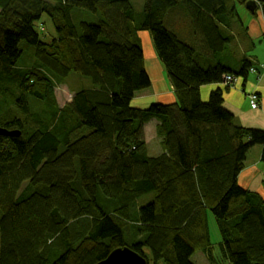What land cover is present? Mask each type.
<instances>
[{
	"label": "trees",
	"instance_id": "obj_1",
	"mask_svg": "<svg viewBox=\"0 0 264 264\" xmlns=\"http://www.w3.org/2000/svg\"><path fill=\"white\" fill-rule=\"evenodd\" d=\"M236 3L143 0L137 10L133 0H0V127L20 134L0 136V264H98L125 247L147 264L144 249L153 264H193L196 250L213 258L212 217L224 264H264V197L238 183L250 149L261 147L264 164V131L234 123L226 89L200 98L202 86L252 66L230 67L223 28ZM176 13L201 45L169 27ZM43 17L49 39L41 38ZM143 31L172 104H131L144 70ZM23 54L37 64L19 70ZM70 73L89 86L59 106L54 81ZM150 121L156 156L143 137Z\"/></svg>",
	"mask_w": 264,
	"mask_h": 264
},
{
	"label": "crops",
	"instance_id": "obj_2",
	"mask_svg": "<svg viewBox=\"0 0 264 264\" xmlns=\"http://www.w3.org/2000/svg\"><path fill=\"white\" fill-rule=\"evenodd\" d=\"M244 8L236 3L235 5V16L231 20V25L229 28H223L225 34L232 37L229 47L230 58L234 59L235 62L230 64V67L238 66V62L246 60L252 64L251 68L248 70L246 76L235 77L236 89L225 90L223 93V106L224 108L233 115V121L236 125L246 128V129H256L264 131V20L262 16L257 14L255 7L253 9H248L243 5ZM238 8H240L238 10ZM169 27L174 31L182 33V38L185 41H189L192 44L201 45L202 38L195 35V27L192 26L187 18L182 17L181 14L176 13L175 17L169 21ZM143 32L138 33V39L143 51V74L141 77V87L139 91L135 94L134 103H131L134 108L145 109L149 105L162 104L168 105L174 103L175 95L173 89L170 85L169 79L164 75V67L158 60L154 48L148 43V56H146V48L142 40ZM145 35H148L145 33ZM239 36V37H238ZM152 51V52H151ZM253 70V71H252ZM153 71L157 74L162 71L165 79L163 78V83H160L153 77ZM216 88L224 89L223 83L205 85L200 88V98L202 101L208 99L209 93L214 91ZM154 94L149 100L143 101L137 98L140 91H151ZM254 92L259 95L261 102L260 108L256 111H252L249 108L247 102V94ZM156 122V121H152ZM156 124V123H155ZM147 125V124H146ZM145 125V126H146ZM143 137L146 143L147 152L150 156H156L161 153V147L159 145V140L157 146H153L146 139L145 129L143 128ZM260 155L258 156V164L254 166L256 168V176L262 173V180L260 185L255 190L259 192L264 197V189L261 184L264 182V167H261V147ZM247 157L244 163L246 168ZM264 165V164H263ZM250 168H252L250 164ZM246 170V169H245ZM243 170L238 177V183L241 184V177L245 172ZM256 179V177H255ZM258 179H256L257 181ZM259 182V181H258Z\"/></svg>",
	"mask_w": 264,
	"mask_h": 264
},
{
	"label": "rangeland",
	"instance_id": "obj_3",
	"mask_svg": "<svg viewBox=\"0 0 264 264\" xmlns=\"http://www.w3.org/2000/svg\"><path fill=\"white\" fill-rule=\"evenodd\" d=\"M243 1H246L248 3L252 2V4L254 5V7L257 11V14L260 13V15L262 16V13H264V10H263L262 6L258 4V2H255V0H237V4L242 6L243 8H244ZM133 3H134V6L137 10L142 9L143 0H133ZM239 9L240 8H238V10ZM91 20H92V16L89 15L87 17V21L92 22ZM40 23L43 24V27H44L43 33L41 34L42 39L44 38V36H46V38L49 39L51 36L54 35L52 25L46 17L41 18ZM145 33H147L148 35H145ZM150 35L151 34L149 31H143V34L141 36L143 43H144V47L146 48V56H148V48H147L148 43H150L151 47H153ZM36 58H37V56H36ZM36 58L32 57L29 59L26 55L23 54V56H21V58L17 62L18 66H19L17 68L19 70H22V68H28L29 65H32L35 63V61H38V59H36ZM35 64H37V62ZM19 72H22V71H19ZM58 72L63 73V70L58 67ZM164 75L167 76L165 69H164ZM164 75H163L162 71L157 73V74L153 71V77L156 80H158L160 83H163V78L165 79ZM225 76H227V75H225ZM53 77H51V78H53ZM62 77H64V75ZM230 77L233 78V76H230ZM236 80L237 79L230 80V82H228L229 80H227L226 82L224 81L223 82V84L225 86L224 89L229 91V90L235 88L236 87L235 86ZM57 82L59 84H57V85L55 84L54 91H55L56 100H57V103L59 106H62L65 103L70 102L76 91L81 90L86 85L89 86V81L87 79H85L79 75H76L74 73H70L67 77H65L63 79V81H62V79H59V80L56 79L54 81V83H57ZM253 93L254 92H250L246 96H247V102L249 104L250 110L256 111L260 108L261 99L258 96V102H257V105L255 107V103H254V105L251 104V97H252ZM153 94H154L153 90H151V91H140V93L137 95V98L141 99L143 101H147L150 99V97L152 98ZM132 103H134V102H132ZM149 106H151V105H149ZM155 123L156 122L150 121L149 123H147V125L145 124L146 126L145 125L143 126V128L145 129L146 139L153 146H157L158 140H159V145H160V138L157 136V129H156L157 123L156 124ZM258 147H260V146H255L252 149H250V151L248 152V154H247V164L248 165H246V168L245 167L243 168V170H245V169L246 170L241 177V184L244 186L243 188L249 189L251 191L256 190L258 188V186L260 185V181L262 180V177H261L262 173H259L256 176V168L253 169L254 166H257L260 164V163L258 164V161H259L258 156L260 155V150ZM250 164H251L252 168H250ZM261 167H264V165L261 164ZM255 177H256V179H258L257 181H256ZM261 186L264 189V183L261 184ZM140 203L145 204L146 200L142 199V200H140ZM208 228H209L210 240H211L210 253H211L213 258L212 259L208 258L202 252V250H196L192 254V256L190 257V261L193 264H213V262L215 264H224L223 263L224 259L220 254V247H219V244L221 242V237H220V234L218 231L216 221H214V217H212V219L209 221V227ZM144 253H145L147 259L150 261L149 264H153L150 251L148 249H144ZM158 264H161V263H158Z\"/></svg>",
	"mask_w": 264,
	"mask_h": 264
},
{
	"label": "water",
	"instance_id": "obj_4",
	"mask_svg": "<svg viewBox=\"0 0 264 264\" xmlns=\"http://www.w3.org/2000/svg\"><path fill=\"white\" fill-rule=\"evenodd\" d=\"M264 7V0H255ZM18 131H8L0 127V136L4 137H19ZM98 264H147L146 259L131 249L119 248L113 250L108 257Z\"/></svg>",
	"mask_w": 264,
	"mask_h": 264
},
{
	"label": "built area",
	"instance_id": "obj_5",
	"mask_svg": "<svg viewBox=\"0 0 264 264\" xmlns=\"http://www.w3.org/2000/svg\"><path fill=\"white\" fill-rule=\"evenodd\" d=\"M260 5V4H259ZM263 8V7H262ZM262 18L264 19V13H262ZM227 80H229L228 82H230V80H235V78L233 77V78H231L230 76H225V78H224V81L226 82ZM258 94H256V93H253V95H252V97H251V104H253L254 105V103H255V107H256V105H257V102H258Z\"/></svg>",
	"mask_w": 264,
	"mask_h": 264
}]
</instances>
